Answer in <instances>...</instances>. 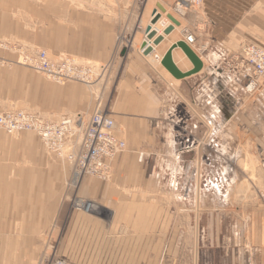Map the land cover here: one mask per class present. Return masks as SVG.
Returning <instances> with one entry per match:
<instances>
[{"label":"crops","instance_id":"crops-1","mask_svg":"<svg viewBox=\"0 0 264 264\" xmlns=\"http://www.w3.org/2000/svg\"><path fill=\"white\" fill-rule=\"evenodd\" d=\"M176 1L0 0V42L19 48L0 50V112L20 109L58 122L75 115L87 121L100 109L113 119L116 137L126 143L125 151L107 162L108 182H81L78 196L95 198L104 211L83 216L62 208L61 180L68 177V169L70 177L69 166L51 161L35 134L12 137L1 131L0 264H47L54 258L71 264H182L174 244L168 260L154 262L149 256L153 241L181 236L166 229L164 202L148 198L157 188L149 170L150 157L157 153L153 126L170 87L188 94L193 112L207 126L215 98L225 95V118L232 119L234 102L243 110L237 122L253 126L254 137L259 135L253 153L259 196L251 200L253 209L238 214L243 229L237 232V245H229L228 237L219 247L227 264L236 259L238 264H264V86L253 101L240 100L235 91L243 92V83L231 85L221 72L240 45L264 46V0H201L197 16L177 17L180 27L174 26L172 34L144 56L140 49L156 4L170 12ZM163 19L155 27H168ZM199 26L207 34L197 35L194 28ZM185 29L197 35L192 48L203 52V65L197 74L175 80L160 61L173 44L185 43ZM40 50L53 59L69 57L98 67L100 77L92 89L77 82H50L19 62L22 55ZM179 55L174 50L173 60ZM186 68L181 72L192 65ZM175 186L173 182L172 189Z\"/></svg>","mask_w":264,"mask_h":264},{"label":"rangeland","instance_id":"rangeland-1","mask_svg":"<svg viewBox=\"0 0 264 264\" xmlns=\"http://www.w3.org/2000/svg\"><path fill=\"white\" fill-rule=\"evenodd\" d=\"M180 1L184 0H177L170 8L173 16L178 18L195 17L200 12L201 0H199L200 7L193 5L194 0H185L188 6L181 9L182 14L177 11L176 7L180 4ZM163 17V20L167 22L166 14ZM155 30L162 32L164 29L159 27ZM194 30L200 36L207 34V29L200 26L197 29L194 28ZM189 35L193 36L195 41L197 35L185 29V41ZM187 46L189 47V45ZM241 46L243 44L239 48ZM239 48L235 52L232 51L221 67L223 77L225 80H229L231 85L237 84L238 79L229 75L226 70V62ZM198 53L199 56L204 55L201 54L203 53L201 50ZM19 62L23 65L21 63L22 59ZM95 69V75H98V67ZM94 80L95 77L92 75L89 81L91 85L88 84L90 86L81 82L77 83L84 85L87 89H92L91 86H93ZM219 81L223 80L220 78ZM168 90L166 93L167 104L161 106L158 124L153 126L155 129L154 144L157 147V153L150 157L151 166L149 170L154 180L157 181L155 184L157 188L150 190L149 197L144 196V198L148 197L151 201L160 200L164 202L165 205L162 207L167 218L166 229L173 228L175 231L181 232V236L170 238L166 236L163 239L153 241V244H155L150 249V259L154 262L168 260L172 253L170 246L174 244V246H178L182 264H190L194 261H198L199 264H209V262L227 264V261L223 259L224 254H222L219 246L228 237L230 240L229 245H237V232L243 229V224L237 220L238 214L246 209H253L254 204L251 200L259 196L256 186L260 185V181L255 179L253 158L256 149L254 145L257 144L254 138H258L259 135L257 134L254 137L255 129L253 126L245 127L237 122L238 111L242 110L239 109L240 105L238 106V104L232 102V106H235L232 109V119L225 118L227 114L222 104V99L224 102L228 101L225 95L220 96V98L215 96L213 119L207 126L205 123H201L200 115L193 112L194 109L188 101V94L174 92L171 87ZM260 90L255 94H247L244 90V93L235 91V94L240 100L253 101L254 95L258 94ZM12 111L21 110L12 109L0 113ZM40 116L47 120L44 116ZM9 136L15 137L17 134ZM122 141L125 143L124 140ZM39 144L51 161L60 163V159L54 154L48 153L40 140ZM170 152H173L172 154L179 158L178 166L174 165V158L169 154ZM63 163L61 162V164ZM68 178H70L69 169L68 177L61 180L63 211L75 212L83 216L103 214L104 211L100 202L95 198H80L77 191L81 183L77 187L70 186ZM87 178L99 182L96 178ZM109 180L100 181L108 182ZM173 182L177 184V187L175 186L172 189ZM75 198L95 202L99 211L87 214L74 210L72 201ZM175 217L177 221H174ZM169 241L172 242L170 245ZM225 243L227 244V242ZM236 254L235 251V258ZM57 261L63 264H71L70 261L63 258H54L47 264H55ZM235 264H238L237 259Z\"/></svg>","mask_w":264,"mask_h":264},{"label":"built area","instance_id":"built-area-1","mask_svg":"<svg viewBox=\"0 0 264 264\" xmlns=\"http://www.w3.org/2000/svg\"><path fill=\"white\" fill-rule=\"evenodd\" d=\"M192 3L198 7L201 5L199 0ZM187 6L185 0L180 1L176 5L177 11L182 13L181 8ZM193 42V36L186 37L187 45ZM0 50L18 51L19 48L0 42ZM21 59L24 66L57 84L81 82L90 86L91 75L95 77L94 82L100 77V73L95 75L96 69L91 64L80 63L69 57L53 59L41 50L31 55H22ZM226 70L243 83L245 93L255 94L264 86V46L243 44L226 62ZM0 129L9 135L22 131L36 134L48 152L72 167L73 179H69V185L74 187L79 186L87 177L109 180L111 168L107 162L125 150V143L114 133V121L100 109H96L87 121L75 115L64 116L59 122H49L30 112L12 111L0 114ZM85 201L75 198L72 207L79 212L93 213L90 205L84 206ZM55 264L63 263L57 261Z\"/></svg>","mask_w":264,"mask_h":264},{"label":"water","instance_id":"water-1","mask_svg":"<svg viewBox=\"0 0 264 264\" xmlns=\"http://www.w3.org/2000/svg\"><path fill=\"white\" fill-rule=\"evenodd\" d=\"M165 13V9L160 4H156V10L152 13L150 25L146 29L145 41L141 45V50L144 56H148L149 54L153 53L154 49L164 41L165 37H168L172 34L174 31V26L179 25V23L171 15H166L167 20L170 21V25L164 28L162 35H157V31L154 27L161 19L160 14ZM174 50H180L184 54V56L192 65L191 70L187 72H181L177 68L172 58V53ZM160 65L175 80H183L188 78L197 74L202 69V63L200 59L184 42H176L173 44L161 59Z\"/></svg>","mask_w":264,"mask_h":264},{"label":"bare ground","instance_id":"bare-ground-1","mask_svg":"<svg viewBox=\"0 0 264 264\" xmlns=\"http://www.w3.org/2000/svg\"><path fill=\"white\" fill-rule=\"evenodd\" d=\"M182 9V8H181ZM165 14L166 15H171L178 23H179V27H180V21H179V19H177V17L176 16H173L168 10H165ZM165 14H160L161 16V19L160 20H162V18H163V16L165 15ZM182 14V13H181ZM166 18V17H165ZM159 20V21H160ZM167 22H169L170 23V21L168 20ZM156 26V25H155ZM155 28V27H154ZM156 28H158V26L156 27ZM155 28V29H156ZM157 31V30H156ZM157 33L159 34V35H162V32L161 31H157ZM157 34V35H158ZM189 48L194 52V50H193V48H192V45L191 46H189ZM157 48H155L154 49V51L156 50ZM141 50V49H140ZM141 53H143L142 52V50H141ZM181 53V52H180ZM195 53V52H194ZM196 55H197V57L200 59V56H198L199 54H197V53H195ZM150 55V54H149ZM181 55H182V58H181ZM181 55H179L177 58H175L174 57V60H175V65L177 66V68L180 70V69H185L187 66V68H189L190 67V65H191V63L187 60V58L184 56V54H182L181 53ZM174 60H173V62H174ZM187 61H188V63H189V65H187ZM203 65V64H202ZM185 67V68H184ZM186 68V69H187ZM99 70V69H98ZM181 71V70H180ZM92 76V75H91ZM49 81V80H48ZM51 82V81H50ZM21 111H23V110H21ZM26 112V111H25ZM31 114H36V113H33V112H30ZM0 114H2V113H0ZM62 119V118H61ZM60 119V120H61ZM59 120V121H60ZM0 131H3V132H5L4 130H2V129H0ZM32 133V134H34L33 132H29V131H22V132H17V133H13V134H11V135H14V134H19V133ZM6 133V132H5ZM36 135V134H35ZM37 136V135H36ZM38 137V136H37ZM172 140V139H171ZM172 142V141H171ZM43 146V145H42ZM172 148V147H171ZM173 149V148H172ZM49 153V152H48ZM171 153V152H170ZM173 153V152H172ZM50 154H51V152H50ZM174 165H176V166H178L177 165V159H176V156L174 155ZM61 162H64V164H67L68 166H69V168H70V178L69 179H73V170H72V167L69 165V163H67V162H65V161H63V160H60ZM181 168V167H180ZM173 170V169H172ZM171 170V171H172ZM176 170H177V168H176ZM174 174V173H173ZM83 181V180H82ZM81 181V182H82ZM87 205H90V211H92L93 213H95V212H98L99 211V209L97 208V205L95 204V202H92V201H88V200H86L85 202H84V206L86 207Z\"/></svg>","mask_w":264,"mask_h":264}]
</instances>
